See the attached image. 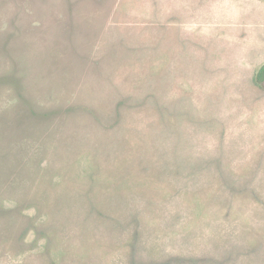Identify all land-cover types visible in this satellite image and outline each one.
<instances>
[{
  "label": "rangeland",
  "instance_id": "obj_1",
  "mask_svg": "<svg viewBox=\"0 0 264 264\" xmlns=\"http://www.w3.org/2000/svg\"><path fill=\"white\" fill-rule=\"evenodd\" d=\"M264 0H0V264H264Z\"/></svg>",
  "mask_w": 264,
  "mask_h": 264
},
{
  "label": "trees",
  "instance_id": "obj_2",
  "mask_svg": "<svg viewBox=\"0 0 264 264\" xmlns=\"http://www.w3.org/2000/svg\"><path fill=\"white\" fill-rule=\"evenodd\" d=\"M254 81L256 85L264 89V64L257 67L254 75Z\"/></svg>",
  "mask_w": 264,
  "mask_h": 264
}]
</instances>
